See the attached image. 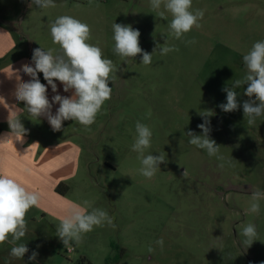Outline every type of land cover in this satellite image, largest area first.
I'll list each match as a JSON object with an SVG mask.
<instances>
[{
  "label": "rangeland",
  "instance_id": "obj_1",
  "mask_svg": "<svg viewBox=\"0 0 264 264\" xmlns=\"http://www.w3.org/2000/svg\"><path fill=\"white\" fill-rule=\"evenodd\" d=\"M78 2L79 7L42 13L47 15L38 19L36 43L58 54L50 27L57 17L69 15L89 25L88 42L115 65L111 98L95 122L86 129L69 121L65 132L81 145L72 198L88 201L89 211L106 210L116 227H94L72 253L59 243L53 261H39L78 264L86 257L91 264H264V198L258 213L249 211L252 193H264V116L247 124L242 108L249 99L247 85L235 89L237 110L219 107L226 103L222 89L246 74L243 55L264 41V0H192L193 10L205 12L201 27L179 40L169 35L171 14L161 18L163 8L153 10L150 0ZM114 22L138 29L140 46L150 54L165 40L177 50L161 55L158 48L148 65L140 54L121 59L113 50ZM193 39L194 44L187 43ZM205 111L213 113L209 135L224 161L189 144L188 131L202 135L197 126ZM137 121L153 133L144 155L165 156L151 179L139 173V153L132 150ZM250 223L257 236L244 245L240 233ZM159 239L163 247L156 244Z\"/></svg>",
  "mask_w": 264,
  "mask_h": 264
},
{
  "label": "clouds",
  "instance_id": "obj_2",
  "mask_svg": "<svg viewBox=\"0 0 264 264\" xmlns=\"http://www.w3.org/2000/svg\"><path fill=\"white\" fill-rule=\"evenodd\" d=\"M39 8L55 7L54 0H31ZM153 10L159 11L161 18L165 13L171 14L169 23V35L175 39H182L194 27L199 29L200 20L204 17L203 9H192V0H150ZM79 7V5H76ZM114 53L121 59L135 58L142 55L141 63L148 65L152 62V54L159 48L161 55L176 51L174 46H167L166 40L163 46L157 45L153 53L144 51L140 46L138 29L131 25L113 23ZM90 27L86 23L69 15L59 16L51 24L50 34L54 44H58L60 52L53 54V49L45 50L42 47L33 50V66L23 65V72L32 79L29 82H21L15 90V98L26 105L27 112L37 118L44 116L54 131H59L66 120L78 122L86 129L95 122L104 103L111 98L112 87L109 86L111 74L115 71V65L111 59L104 58L100 47L90 44ZM195 43V40L187 41ZM243 64L246 67V74L242 79H237L231 88L225 87L226 103L219 105L222 111L232 112L240 105L237 101L238 93L235 91L243 85H247L244 95L249 97L242 104L243 114L248 125H253L258 117L264 116V41L255 42L251 49L243 55ZM38 73L43 74L47 85L52 91L57 92L59 81L65 92L72 90L71 97L54 95L51 102L47 96V87L37 77ZM254 97V99H253ZM53 104H58L55 114L51 109ZM18 109V108H17ZM211 111L201 113L203 122L197 127L202 130V135L188 131L186 135L190 138L189 144L205 150L209 157H215L224 161L225 157L220 154V146L214 139L210 138ZM11 131L6 133L0 141H11L14 137H23L26 133L18 113L11 120L8 119ZM135 138L132 150L139 153L141 167L139 173L151 179L165 163V156L144 155L145 150L151 146L152 131L141 122L135 124ZM224 164L221 163L220 167ZM187 176V170L183 172ZM264 198V193L254 192L251 196L249 211L258 213L260 210L259 201ZM41 196L36 191H29L18 179L9 174H0V244L6 241L14 246L10 255L14 258L23 259L29 251L25 244L16 245L26 234V214L33 207H39ZM90 204L84 201L83 205L65 200L63 204L64 214L60 217L56 227V236L62 241L68 251L83 242L84 236L91 232L94 227H103L105 224L115 228L114 218L106 210L92 208L88 211ZM244 237L243 244L251 245L255 241L257 231L255 225L248 224L240 233ZM11 237V240L9 238ZM156 244L163 247V239L156 241ZM149 253L153 248L149 246ZM38 253L33 251L29 257L35 260Z\"/></svg>",
  "mask_w": 264,
  "mask_h": 264
},
{
  "label": "crops",
  "instance_id": "obj_3",
  "mask_svg": "<svg viewBox=\"0 0 264 264\" xmlns=\"http://www.w3.org/2000/svg\"><path fill=\"white\" fill-rule=\"evenodd\" d=\"M54 3L55 7L43 9L31 4V0H0V139L11 131L8 119L17 113L26 129L23 137L0 141V174L14 176L29 191L41 196L40 206L26 214L25 236L16 242V245L25 244L29 251L23 259L14 258L10 255L14 245L6 241L0 244V264H42L40 259L47 261L52 255L58 256L57 245L62 241L56 236V227L64 214V201L83 205L71 196L81 157V145L65 132L72 120L64 121L61 130L54 131L46 117L30 115L25 103L14 95L19 83L32 79L22 69L25 64L34 67L33 50L40 48L36 43L41 34L38 19L47 15L42 13L53 14L60 11V6L79 2L54 0ZM37 77L46 85L50 102L56 94L71 97L72 90L65 92L61 82L54 81L57 85L54 93L42 73ZM58 107L53 104V114ZM51 246L54 247L50 250ZM33 251L38 255L30 260Z\"/></svg>",
  "mask_w": 264,
  "mask_h": 264
},
{
  "label": "trees",
  "instance_id": "obj_4",
  "mask_svg": "<svg viewBox=\"0 0 264 264\" xmlns=\"http://www.w3.org/2000/svg\"><path fill=\"white\" fill-rule=\"evenodd\" d=\"M40 80V79H39ZM41 81V80H40ZM78 264H91V262L89 260H87L86 258H82L81 262Z\"/></svg>",
  "mask_w": 264,
  "mask_h": 264
}]
</instances>
